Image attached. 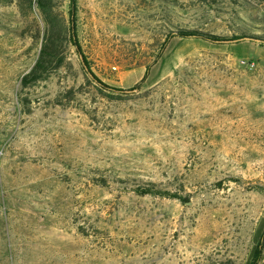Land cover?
<instances>
[{
	"label": "rangeland",
	"instance_id": "rangeland-1",
	"mask_svg": "<svg viewBox=\"0 0 264 264\" xmlns=\"http://www.w3.org/2000/svg\"><path fill=\"white\" fill-rule=\"evenodd\" d=\"M71 2L52 0L67 25ZM28 5L0 0V264H249L264 241V0H75L90 69L123 93L88 82L67 42L24 89L45 25ZM182 30L255 41H168Z\"/></svg>",
	"mask_w": 264,
	"mask_h": 264
},
{
	"label": "trees",
	"instance_id": "trees-1",
	"mask_svg": "<svg viewBox=\"0 0 264 264\" xmlns=\"http://www.w3.org/2000/svg\"><path fill=\"white\" fill-rule=\"evenodd\" d=\"M4 1L10 3L12 0ZM27 2L29 3L28 10L30 12L34 9V3L38 5L43 13L45 25L42 48L39 58L30 72L22 78V87L24 89L44 80V77L48 75L53 68L57 70L62 66L64 60L59 56V47L62 46L64 42H67L76 48V51L79 54L81 68L88 82H94L96 85H98L101 91L105 89L116 93L124 92L123 90L112 88L103 83L90 69L77 37L75 22V0H72L71 2V10L69 12L70 20L68 25L67 22H65L54 12L52 0H27ZM176 36L182 38H202L215 43H224L225 41H229L226 39H220L213 35L209 37L208 35L199 31L188 30H182L179 32V34H171L168 38V41ZM166 45L167 42L165 46ZM148 72L149 69L147 70V75ZM140 192L141 194L145 195L153 193V190L151 188H147L144 191L140 190ZM263 251L264 241L262 240V242H259V244L254 249L249 264H259Z\"/></svg>",
	"mask_w": 264,
	"mask_h": 264
},
{
	"label": "water",
	"instance_id": "water-1",
	"mask_svg": "<svg viewBox=\"0 0 264 264\" xmlns=\"http://www.w3.org/2000/svg\"><path fill=\"white\" fill-rule=\"evenodd\" d=\"M241 40H247V41H255L253 38H241V39H235V40H229V41H225V43H234V42H238ZM258 41V40H256ZM259 42V41H258ZM82 59V58H81Z\"/></svg>",
	"mask_w": 264,
	"mask_h": 264
}]
</instances>
